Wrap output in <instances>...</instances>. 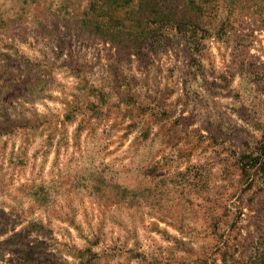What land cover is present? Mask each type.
Here are the masks:
<instances>
[{"label": "rangeland", "instance_id": "1", "mask_svg": "<svg viewBox=\"0 0 264 264\" xmlns=\"http://www.w3.org/2000/svg\"><path fill=\"white\" fill-rule=\"evenodd\" d=\"M0 264H264V0H0Z\"/></svg>", "mask_w": 264, "mask_h": 264}]
</instances>
